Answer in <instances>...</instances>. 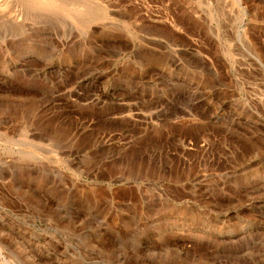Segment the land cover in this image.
<instances>
[{
  "label": "rangeland",
  "instance_id": "obj_1",
  "mask_svg": "<svg viewBox=\"0 0 264 264\" xmlns=\"http://www.w3.org/2000/svg\"><path fill=\"white\" fill-rule=\"evenodd\" d=\"M0 5V264H264V0Z\"/></svg>",
  "mask_w": 264,
  "mask_h": 264
},
{
  "label": "bare ground",
  "instance_id": "obj_2",
  "mask_svg": "<svg viewBox=\"0 0 264 264\" xmlns=\"http://www.w3.org/2000/svg\"><path fill=\"white\" fill-rule=\"evenodd\" d=\"M33 1H34V0H33ZM48 1H51V0H48ZM56 1H57V0H56ZM29 2H30V1H29ZM29 2H28V3H29ZM50 3H51V2H50ZM59 4H60V3H59ZM0 6L2 7V5H0ZM4 7H5V6H4ZM6 7H7V5H6ZM0 9H1V8H0ZM1 14H2V13H1ZM4 14H5V13H4ZM2 15H3V14H2Z\"/></svg>",
  "mask_w": 264,
  "mask_h": 264
}]
</instances>
